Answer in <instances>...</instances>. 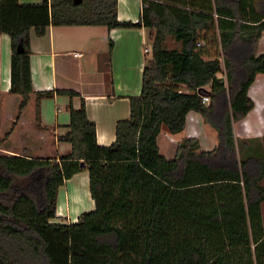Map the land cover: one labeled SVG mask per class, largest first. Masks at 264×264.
I'll use <instances>...</instances> for the list:
<instances>
[{"label":"trees","instance_id":"trees-1","mask_svg":"<svg viewBox=\"0 0 264 264\" xmlns=\"http://www.w3.org/2000/svg\"><path fill=\"white\" fill-rule=\"evenodd\" d=\"M81 1L0 0V34L12 43L11 89L0 101V264H264V161L240 159L234 129L254 110L249 91L264 74V0H142L138 23L119 21L118 0ZM50 26L150 33L141 95L109 147L98 144L84 98L64 136L30 140L31 111L45 130L43 99L80 96L33 88L30 32L43 37ZM191 113L217 134V146L204 151L184 137L168 159L159 136L184 133ZM56 141L71 153L59 155ZM83 171L95 210L56 223L60 188Z\"/></svg>","mask_w":264,"mask_h":264},{"label":"crops","instance_id":"crops-1","mask_svg":"<svg viewBox=\"0 0 264 264\" xmlns=\"http://www.w3.org/2000/svg\"><path fill=\"white\" fill-rule=\"evenodd\" d=\"M42 1L19 0L21 4H40ZM141 7L142 0H118L119 21L138 23ZM146 40L150 42V33L145 28L109 30L104 26H50L43 37L37 36L32 29L30 48L34 90L48 92L69 88L79 92L80 96L54 95L43 99L40 119L45 130L36 129L31 111L30 140L40 141L47 135L51 138L64 136L69 131L71 107L80 109L84 98L88 118L96 124L98 144L103 147L114 144L118 122L131 117L130 99L139 97L142 92ZM110 41L113 42L112 51H109ZM258 54H264V34L258 45ZM11 59V38L0 34V101L11 89ZM249 96L255 108L234 127L242 147L240 159L253 157L264 161L261 157L264 156V74L257 76ZM8 116L12 119L13 112ZM203 123L200 115L189 114L184 133L175 135L181 136L177 143L184 138L182 135L199 136L197 127H202ZM48 145L50 148L52 143ZM54 145L61 156L72 151L71 144L66 142L56 141ZM81 181L86 188H80L78 182ZM260 185L264 187V179ZM72 197L73 203L70 202ZM94 210L89 172L83 171L60 188L55 222L67 219L76 223L82 214ZM262 211L264 219V203Z\"/></svg>","mask_w":264,"mask_h":264},{"label":"rangeland","instance_id":"rangeland-1","mask_svg":"<svg viewBox=\"0 0 264 264\" xmlns=\"http://www.w3.org/2000/svg\"><path fill=\"white\" fill-rule=\"evenodd\" d=\"M167 47L169 49H176V48L180 49V45L175 43L174 41H172L170 39L167 42ZM146 48L149 49V51H150V53H148V54H146L144 52L145 63L147 64L152 59V45L149 42V40H146V42H145L144 51ZM217 51H218L217 48L214 46L209 50L211 56H215ZM207 88H208V90H210V87H207ZM203 122H204V120H203ZM234 127H235V125H234ZM197 129L199 131V136H197L195 138L199 140L201 149L204 151H213L216 148L217 143H218V140L216 138L217 134L215 132H213L211 130V128L205 122L203 123L202 127L200 125L197 127ZM209 131H211V132H209ZM182 137H185V136L182 135ZM180 138H181V136H171L164 129V131L160 135V139H159L160 140L159 145H160V149H161L162 153L164 155H167L169 158L174 157L175 153H176L177 145H178L177 141ZM240 156H241V154H240ZM261 157L264 158V156H261ZM78 184H79L81 189L86 188V184H84L83 181L78 182ZM70 202L73 203V197H72ZM64 222L70 223V220L68 221L67 219H64V220L58 221L57 223H64Z\"/></svg>","mask_w":264,"mask_h":264},{"label":"water","instance_id":"water-1","mask_svg":"<svg viewBox=\"0 0 264 264\" xmlns=\"http://www.w3.org/2000/svg\"><path fill=\"white\" fill-rule=\"evenodd\" d=\"M81 2H82L81 0H75L74 4H75V5H79ZM17 52H18L19 54L24 53V52H25L24 47H23L22 45H20V46L18 47V49H17ZM220 80H221L222 82L225 83V78H220ZM81 166L84 167V166H85V163H84V162L81 163Z\"/></svg>","mask_w":264,"mask_h":264},{"label":"built area","instance_id":"built-area-1","mask_svg":"<svg viewBox=\"0 0 264 264\" xmlns=\"http://www.w3.org/2000/svg\"><path fill=\"white\" fill-rule=\"evenodd\" d=\"M144 52H145L146 54L150 53L149 49H147V48L145 49ZM202 100H203V103H204V104H209V102H210V98H209L208 96H203Z\"/></svg>","mask_w":264,"mask_h":264}]
</instances>
